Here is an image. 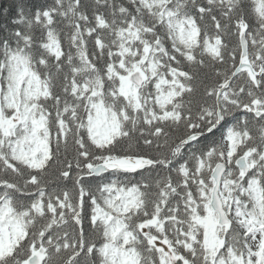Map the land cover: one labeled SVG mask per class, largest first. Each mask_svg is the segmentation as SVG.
Masks as SVG:
<instances>
[{
  "label": "snow or ice",
  "instance_id": "1",
  "mask_svg": "<svg viewBox=\"0 0 264 264\" xmlns=\"http://www.w3.org/2000/svg\"><path fill=\"white\" fill-rule=\"evenodd\" d=\"M0 18V264H264V0Z\"/></svg>",
  "mask_w": 264,
  "mask_h": 264
},
{
  "label": "trees",
  "instance_id": "2",
  "mask_svg": "<svg viewBox=\"0 0 264 264\" xmlns=\"http://www.w3.org/2000/svg\"><path fill=\"white\" fill-rule=\"evenodd\" d=\"M8 3H9V0H0V7H3ZM0 23H4V20L2 18H0Z\"/></svg>",
  "mask_w": 264,
  "mask_h": 264
}]
</instances>
